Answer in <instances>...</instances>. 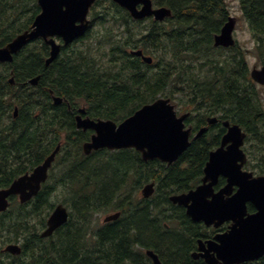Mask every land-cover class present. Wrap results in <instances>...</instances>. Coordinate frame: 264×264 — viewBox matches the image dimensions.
<instances>
[{"label":"trees","instance_id":"16d2710c","mask_svg":"<svg viewBox=\"0 0 264 264\" xmlns=\"http://www.w3.org/2000/svg\"><path fill=\"white\" fill-rule=\"evenodd\" d=\"M99 1L92 12L98 9ZM155 3L169 8L171 16L163 23L153 22L140 39H135L137 34L132 28L137 22L128 14L97 19L102 25L111 21L106 34L95 41L99 47L107 46L100 54L107 58L105 61L92 52L87 56L84 49L75 46L88 37V31L67 48L62 47L48 67L45 60L50 49L36 40L18 52L12 63L5 64L7 70H0V188L40 165L61 145L38 195L22 205L14 199L3 217L7 220L0 221L1 246L24 240L21 254L0 253V264H123L133 245L129 234L121 233L123 215L120 221L101 228L97 239H87L86 227L82 226L88 222L85 216L90 218L93 212L109 209L132 213L131 223L146 240L158 243L167 254L168 264H181L189 244L183 236L193 224H186L179 214L180 231L176 226L172 236L159 233L157 227L162 228L164 221L160 220L159 209L165 204L170 206L171 193L187 188L188 176L203 175L209 152L219 146L221 135L209 138L205 134L170 166L157 160L144 162L132 149L99 150L85 156L82 144L89 141L92 132L75 127L73 113L80 104L85 105L92 120L120 123L158 97L173 99L179 94L178 106L191 114L185 121L187 126L194 122L198 130L206 116L219 113L239 125L247 135L246 169L264 174V110L252 88L245 54L235 46L229 57L219 60L213 55L215 50L221 52L213 47V38L229 15L225 0ZM240 8L248 23L253 24L255 55L264 64V0H240ZM39 11L37 0H0V47L29 30ZM115 22L120 24L116 26ZM137 45L149 55L157 54L152 66L128 53V47ZM37 76L38 85L30 86L28 81ZM11 77L12 85L8 82ZM50 92L62 103L54 105ZM15 108L17 117L12 119ZM251 144L256 147L253 152L248 150ZM149 180L158 182L154 196L140 198L141 203L134 207L122 203L128 181V188L136 189ZM59 188L61 203L75 210L80 223L69 222L50 239H40L39 230L55 207L50 199ZM149 210L155 213L154 218H150ZM157 215L161 216L159 220ZM243 264H264V257Z\"/></svg>","mask_w":264,"mask_h":264},{"label":"water","instance_id":"95a60500","mask_svg":"<svg viewBox=\"0 0 264 264\" xmlns=\"http://www.w3.org/2000/svg\"><path fill=\"white\" fill-rule=\"evenodd\" d=\"M95 0H37L40 12L35 16L29 30L17 35L4 47H0V63H12L14 56L32 41L41 39L50 47L49 57L45 65H50L58 56L61 44L55 38H60L63 46H67L82 37L89 28L88 12ZM121 8L127 10L135 20L153 17L155 21H163L171 16V11L165 7L153 9L151 0H112ZM140 6V8H138ZM235 19L228 17L218 34L213 38L214 47H233L235 40L233 32ZM132 55L141 57L146 64H151L152 58L143 56L141 51ZM251 79L264 85V66L253 68ZM39 78H33L28 83L36 86ZM9 84H13L11 77ZM52 94V93H51ZM55 105L62 99L53 96ZM84 113V108L78 111ZM17 115L15 108L13 116ZM188 114L177 117L174 106L169 99H157L144 105L133 115L120 124L110 120H91L76 117V127L82 130H92L94 134L90 141L82 146L83 153L89 155L100 149L121 150L134 149L141 154L143 161L159 160L171 165L189 147L191 129L184 130V120ZM210 123L216 118L209 119ZM227 131L221 138L220 146L209 153L203 169L202 184L186 195L171 196L173 204L181 205L186 215L194 222H203L206 226L219 227L225 221H231L226 233L217 235L214 240L199 242V254L205 264H242L258 260L264 256V177H253L252 173L243 171L246 154L242 150L246 134L236 125L223 124ZM206 128L201 129L194 137L197 139ZM60 146L47 156L30 173H25L6 188L0 189V213L9 207V198L18 196L19 203L24 204L34 198L48 177V171L58 154ZM222 177L226 185L218 192L213 191L218 178ZM236 188L235 192H233ZM153 184L144 187L142 195L148 198L153 194ZM247 205L254 207L255 213H248ZM118 214L105 218V221L117 219ZM68 220V213L62 205H57L46 222V229L40 238H47ZM4 253L16 256L21 249L16 244H10ZM153 264H161L152 251H147Z\"/></svg>","mask_w":264,"mask_h":264},{"label":"flooded vegetation","instance_id":"af4514ba","mask_svg":"<svg viewBox=\"0 0 264 264\" xmlns=\"http://www.w3.org/2000/svg\"><path fill=\"white\" fill-rule=\"evenodd\" d=\"M98 1L99 0H97L95 2V4L93 5V7L96 6V4H98ZM151 2H152L153 9H156L158 7H161V6H158L155 3V0H151ZM239 2H240V0H239ZM116 7H118L119 11L109 12V11H102L101 10V11L92 12L90 10V12L88 13V20H89L90 24H89V28H88L87 32L92 29V27H93V25H94V23L96 22L97 19L100 20L102 18H105V19L107 18V19H110L111 20L112 18H115V17L117 18L118 17L117 14H128L130 16V18L133 20V22H137V24H139V25H146L145 26V29L146 30H141L140 31V36H139V39H140L141 38V35L142 34L145 35V33L147 32V29L150 28V26L152 25L153 22H157V23H161L162 22L163 23L166 20V19H164L163 21H155L153 17H146V18H143L141 20H135V19H133L131 17V15L129 14V12L127 10L122 9V8H120L117 5H116ZM138 8H140V6ZM228 17H230V15H228ZM233 18H235V28H236L239 20H238L237 17H233ZM244 19H245V17H244ZM246 22H247L248 27H249L248 28L249 34L253 37V24L250 25L247 20H246ZM114 24L117 26L118 24H120V22H115ZM57 41H59V39H57ZM73 43H71V44H73ZM71 44H69V45H67L65 47L64 46H62V47L63 48H67ZM236 46H237V43H236ZM130 47L133 48V49L128 50V53H130V55H132L133 52L141 51L142 54H143V56L151 57L152 58V62H151V64H147V65L152 66V64L154 63L153 55L147 54L145 52L144 47L143 48L140 47V46H138L137 48H135L133 46H130ZM130 47H128V48H130ZM234 47L227 48V49H224V48H221L220 47V48H217V49H221V52H223L224 50L225 51L228 50V52H231V51H233L232 49ZM132 56H134V55H132ZM134 57L135 58H138L141 62H143L141 57H136V56H134ZM48 66H46V67H48ZM262 66H264V64H261L259 67H256V66H254V67L261 68ZM252 69H253V67H252ZM37 85H38V83H37ZM252 85H253L252 88H254V90L257 92L258 98H260L259 90H264V85L257 84L254 81H252ZM32 87H35V86H32ZM51 93H53V92H50V95H51ZM261 103H262V107H263V101H262V99H261ZM82 108H84V113L83 114H80L78 111L80 109H82ZM68 110H70V109H68ZM182 114H189L188 117L186 118V120L191 115L189 112H185V113H182ZM182 114H180V115H182ZM77 115L81 116L82 119H85L87 117L89 119H91L87 115L86 108H85V105L84 104H82L77 109H75V111L73 113V119H74L75 127H76V117H77ZM16 117H14L13 114H12V119H15ZM194 117H195V115L192 114V118H194ZM211 118H216V121L210 123L209 119H211ZM95 121H97V120H95ZM225 122H228L229 125H233L234 124L230 120L224 119L223 113L206 116L204 125L201 128H199L198 130H197L196 127H194V124H193L194 122H191V124L189 126H187L186 123H185V125L188 128L191 129V134H190V137H189L190 144L192 142L196 141V140H199L202 136H205V134H207L209 136V138L212 137V136H220V135H221V138H222L223 135L227 131L226 127L223 125ZM117 124H119V123H117ZM203 128H206L205 133H203L197 139H194V137L198 134V132L201 129H203ZM76 129L77 130H81V131H91L92 132L91 136L94 133L92 130H82V129H78L77 127H76ZM91 136H90V138H91ZM221 138H220V142H221ZM59 146H61V145L59 144ZM219 146H220V144H219ZM219 146H217L214 149H217ZM251 164H252V167H253V154H252V157H251ZM253 176H261V175L256 174V173L253 172ZM48 177H49V174H48ZM202 178H203V175L202 176H199L198 178H196L194 176H188L189 183H188V185H185V186H187V188L185 190H183V191H178L176 193H171L168 196V202L170 203V206H168V205L165 204V207L162 206L161 209H159L160 213L162 214V219H160V220H164L163 221V224H162L163 227L162 228L157 227L159 233H164V234H166L168 236H172L173 234H172L171 230H172V228H175L176 226H177V230L180 231L181 225H180V221L178 220V217H179L178 215L179 214H180V217H184L186 219V224H188V225L191 224V223L193 224V226H191V227H193V229L191 228L192 229L191 230L190 229V225H189L188 230L186 229L187 230V233L183 236L184 240H186L189 244L185 248L184 256H183V259L181 261V264H205L204 260L201 257H198V258L194 259L193 256H192L193 254H199L200 253V251H199V242H201V243L204 244L207 241L214 240V238L217 235H221L223 233H226L229 230L230 226H231V221H225L219 227H216V228L213 225L212 226H206L203 222H194V221L191 220L190 217H188L186 215V210H185V208L183 206L178 205V204H173L172 201H170V197L171 196L186 195L189 192L194 191L199 185L202 184ZM124 180L125 181L127 180V177L126 176H125ZM157 183L158 182L155 181V180H149L148 182L141 183L139 185V187L135 189V188H128L129 187V181H128L127 182V188L126 187L123 188L122 203L124 205H131L130 207H134L135 205H139L141 203L140 198L148 199V198H151L152 196H154L155 190L157 189L156 188L157 187ZM148 184H153L154 191H153V194L151 196H149L148 198H145L142 195V191H143L144 187L146 185H148ZM225 185H226L225 179L222 178V177H219L218 178V181H217V184L214 185V187H213V191L214 192H218ZM124 186H125V183H124ZM235 190H236V188H234L233 192H235ZM163 193L165 194L166 192L164 191ZM14 199L18 200V196H12V197H10L9 198V202L11 203ZM59 204L62 205L66 209V211L68 213V220H67V222L64 225H62L58 229L64 227L69 222H74L77 219V215L76 214L74 215V213H75V210L74 209H72L71 207H67V206L63 205L62 203H58L57 205H59ZM250 208H251V211L250 212L254 214L255 213L254 207L252 208L250 206ZM6 211L0 213V221L7 220V218L6 219L3 218L5 216V214H6ZM101 211H108V210H101ZM51 212L46 217V222H47V220H48ZM98 212H93L90 218H88V216H85V219H87L88 222L84 223L82 226L85 225V227H86L85 236H86L87 239H91V240L97 239V237L100 236L101 228H104L106 226H110L111 224L117 222V220L120 221L121 215H123V220L120 221V223H122L121 226L123 228V230L121 231V233H124L125 232L126 234H129V237H130L129 239L131 240V242H133L132 243L133 245H132V247L130 249L131 255L128 258V260H126L123 264H153L152 259L149 256H147V254H146L147 251H152L157 256V258H158V260L160 261L161 264H168V262L166 261L167 254H166V252L162 251L158 247V243H155V242H151L149 240H146V238H145L146 236L144 235V233H140L139 230H138V228H137V226H135L134 224L131 223L133 221V214L132 213H130V212H122L121 213L120 210H116L115 212L106 215L103 218V220L100 223V225H97V224L95 225V217H96V213H98ZM150 212H151L150 213V218H154L155 217V213L152 212V211H150ZM87 214H89V212H87ZM115 214H118L117 219L112 220V221H105V218H107V217H109L111 215H115ZM156 217H158V220H159V218H161V216H159V215H157ZM46 222H45L44 228H42V229L39 230L40 231L39 234H38L39 237H40V234L44 231V229H46ZM76 222L77 223H80L78 220H76ZM77 227L79 228L80 226L77 225ZM189 229L191 231H189ZM57 230L54 231L51 236H49L47 238H40V239H44V240L45 239L46 240L50 239L57 232ZM116 230L119 231V229H116ZM61 232H62V230H61ZM63 232H65V231H63ZM178 233H180V232H178ZM23 241L20 240L17 243L15 242V244L20 245L19 247H20L21 250H22L21 245H22V242ZM149 245L152 246V247L151 248H147V246H149ZM3 247H5V246H3ZM3 247L0 248V253L1 254H2V248Z\"/></svg>","mask_w":264,"mask_h":264},{"label":"rangeland","instance_id":"374dc122","mask_svg":"<svg viewBox=\"0 0 264 264\" xmlns=\"http://www.w3.org/2000/svg\"><path fill=\"white\" fill-rule=\"evenodd\" d=\"M99 7L98 9H96V11H109V12H116L119 9H117L114 4L112 3L111 0H100L99 1ZM225 3L227 5V9L229 12V15L232 17H237L238 18V24L235 28L234 31V39L236 40L237 46L239 49H241L244 54H245V59L247 61V67L249 70L252 69V67L256 66L259 67L262 62H259V60L257 59L256 55H255V46H256V41L255 39L249 34L248 31V24L246 22V20L244 19V16L241 13V8H240V3L239 0H225ZM105 24V23H104ZM111 26V21L110 23H107L105 25H102L101 23L98 22V20H96V22L94 23L92 30H90V34L88 35V37L83 41L80 42L78 44H76L75 46L81 49H84L85 52H87V56H90V52H92L95 56H100L102 61L107 60L106 57L101 56V53H104L102 48H106L107 46L104 45L102 47H99L98 44L95 43V41H97V39H100L101 37H103L106 34V28ZM146 25H138V24H134L132 26V28H134L135 33L137 34V36H135V39L139 38L140 36V31L141 30H146L145 29ZM114 31L115 34H118L117 28L114 27L112 25L111 27ZM98 48V49H97ZM101 48V49H99ZM132 49V48H129ZM253 52V53H252ZM234 53V51L228 52L227 51H223V52H218L217 50H215V53L213 54L216 58H220L219 60H221L222 58L225 57H229L230 55H232ZM152 55L155 57V55H157L156 53H152ZM3 67H0V70L2 69H8L6 68L7 65L2 64ZM259 95H260V99H262L263 101V109H264V90H259ZM179 94H175L173 95V99H171V97H169V99L171 100V104L174 105V109L177 113V115H180L182 113H184L183 111H181L180 107L178 105L181 106V102L179 101ZM82 104H80L79 106H81ZM195 115V113H194ZM245 148H247V145H245ZM249 148V145H248ZM256 147L254 146V144L250 145V148L248 150H250L251 152H253V150L255 151ZM247 171H252L256 174H261L260 172H257L256 170H250L249 169H245ZM60 192V188L52 195L51 199H50V203H54L55 205H57L58 203H61V200L63 198V195H59ZM115 209H109L108 211H99L98 213H96V217H95V225H100V223L102 222L103 218L110 214L115 212ZM72 231H74V228L72 229ZM1 233V230H0ZM1 241V240H0ZM3 247L0 245V248Z\"/></svg>","mask_w":264,"mask_h":264},{"label":"bare ground","instance_id":"6f19581e","mask_svg":"<svg viewBox=\"0 0 264 264\" xmlns=\"http://www.w3.org/2000/svg\"><path fill=\"white\" fill-rule=\"evenodd\" d=\"M37 77L40 79V77H39V76H37ZM34 78H36V77H34ZM32 79H33V78H32ZM30 80H31V79H30ZM30 80H29V81H30ZM29 81H28V82H29ZM28 84H29V83H28Z\"/></svg>","mask_w":264,"mask_h":264}]
</instances>
